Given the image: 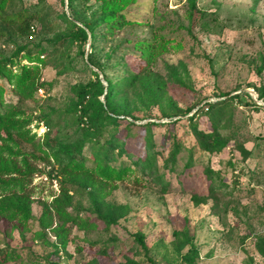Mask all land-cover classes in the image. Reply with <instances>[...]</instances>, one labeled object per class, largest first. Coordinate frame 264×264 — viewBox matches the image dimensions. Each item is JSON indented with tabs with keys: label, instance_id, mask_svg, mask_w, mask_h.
Returning a JSON list of instances; mask_svg holds the SVG:
<instances>
[{
	"label": "rangeland",
	"instance_id": "obj_1",
	"mask_svg": "<svg viewBox=\"0 0 264 264\" xmlns=\"http://www.w3.org/2000/svg\"><path fill=\"white\" fill-rule=\"evenodd\" d=\"M195 1L205 16L190 27L187 0H134L126 8L133 22L95 44L92 58L111 77L121 72L120 66L137 70L143 64L137 41L157 35L168 42L153 67L165 91L160 103L148 104L130 93V115L118 116L117 137L126 153L111 164L130 169L113 181L96 173L88 179L84 173L62 174L49 152L41 149L45 134L57 141L56 147L73 138L76 97L71 86L94 79L90 46L86 42L81 53L78 43L69 39L70 26L62 16L65 12L73 18L67 4L17 0L12 8L7 6L5 12L40 10L44 23L33 22L31 37H18L0 20V61L18 47L32 50L40 45V62H29L22 53L19 62L37 64L36 80L46 85L31 97H20L0 78L3 100L12 105L9 119L28 120L20 132L0 131V164L12 161L20 171L12 168L0 178H24L21 193L30 202L28 230L5 233L0 218V250L19 255L3 264H35L31 258L58 264H184L180 254L188 244L178 247L183 234L198 248L193 264H264L254 246L256 237L264 234V100L258 98L261 90L264 93V0ZM87 4L93 10L98 1ZM245 93L257 105L230 101L218 127L226 134L229 130L220 128L225 122L237 125L238 138L250 155L242 159L233 140L220 153L202 151L186 117L207 101ZM176 111L180 114L171 118L179 120L163 116ZM149 121L158 123L152 126L155 162L142 170L134 162L144 160V124ZM197 121L198 128L211 130L206 116ZM173 141L180 145L174 164L169 162ZM83 152L85 166L91 167L89 145ZM207 166L211 182L204 172ZM59 228L66 229L64 236L56 234ZM36 231L53 245L36 237Z\"/></svg>",
	"mask_w": 264,
	"mask_h": 264
},
{
	"label": "trees",
	"instance_id": "obj_2",
	"mask_svg": "<svg viewBox=\"0 0 264 264\" xmlns=\"http://www.w3.org/2000/svg\"><path fill=\"white\" fill-rule=\"evenodd\" d=\"M14 1L16 2L17 0H0V20L5 28L11 29L18 37H28L34 32L33 22L39 21L44 23V14H42L40 10L34 12L25 9H15L12 12H5L8 5L12 8ZM96 1H98L97 7L91 10L89 4H87L89 0H67L69 12L73 18H68L65 12L62 13V16L70 26L69 39L72 42L78 43L81 53L84 52V47L89 35L91 53L88 55V62L101 71L106 85L100 80L98 73L91 69L90 72L94 76L93 80L86 83L73 84L71 88L76 97L72 106L75 116L74 119L76 121L73 138H70L71 140L63 147H56L57 141L49 139L47 134H45L42 142L44 146L40 148L44 152H49L48 154L51 155L50 157L54 160L59 172L62 174H69L74 177L77 173H84V178L88 179V177L96 173L107 181H113L121 179L122 172L130 169L129 167L111 164L112 161L117 160L122 154L126 153L124 142L117 137L118 116L123 114L130 115L131 108L128 103L130 93L133 95V98L135 96H138L140 99L144 98L148 104L154 105L160 103L165 91L160 85L159 77L157 72L153 70V67L157 57L165 51L168 42L161 40L157 35H153L149 39L145 38L137 41L136 48L139 51V57L143 61V64L137 70H132L127 65L120 66L122 68L121 72L113 73L111 77L107 76L103 66L99 62L93 60L91 54L95 50V44L99 39L103 37L106 38L114 34L115 31L122 29L125 25L133 22L128 17L126 8L134 3V0ZM61 2L63 4L64 0H61ZM187 4L188 10L186 17L191 27L192 25L194 26L196 21L203 19L205 13L196 7L195 0H187ZM87 10H89V12H87ZM75 21H78L80 24H77ZM54 45H56V42H54L52 46ZM25 49L26 46L18 47L13 54L0 61V78H5L7 82L11 84L15 94L20 97H31L38 87H45L46 84L36 80L37 64H20L19 62L20 53H22L29 62H40V45H36L32 50L26 49V52L24 51ZM84 66L87 67V64H84ZM113 68L115 67H111V69L115 71ZM258 72H260V69ZM139 87L142 88L141 93L138 90ZM226 94L227 93H223L220 96ZM2 95L3 86L0 84V131H22L24 126L28 123V120L9 119L8 113L12 105H8L4 102ZM100 95H103L104 101H101L99 98ZM258 98L264 100L263 90L260 91ZM232 100L244 104L257 105L247 93L243 95L233 94L226 98L205 102L193 111L191 115L187 116L186 119L196 139L197 145L202 151L207 153H220L222 149L227 146L228 142L233 140L234 145L242 155V159H245L250 155V151L243 146L242 141L238 138V126L228 120L220 127L221 129L229 130L226 134L222 133L218 127L221 113L223 114V110ZM177 114H180V112L176 111L172 114L163 113V116L169 117L170 121H175L179 120V118L172 120L171 116ZM201 116L207 117L211 126L209 132L198 128L197 120H199ZM131 124H133V122H131ZM157 124L158 123L154 121H149L144 124L146 129L144 136L146 154L143 158L144 160L134 162L139 164L142 170L154 167L155 158L152 150L154 134L152 126ZM105 132L108 133L107 137L103 136ZM172 143L169 162L174 164V157L179 151L180 145L176 141ZM86 145H89L92 155L91 167L85 166L88 158L83 150ZM48 154L46 153V155ZM12 168L15 172L18 171L17 165L12 161H10L9 166L0 164V174L9 173L10 169L13 170ZM204 172L206 177L210 180L212 177L211 167L207 166ZM18 173H20V171H18ZM23 181L24 178H12L10 180L0 178V218L4 223V231L5 233L8 232V234L10 233L9 231L13 229H16L20 233L28 230L26 224L30 217V202L28 195L21 193V191H23ZM211 181L212 180H210V182ZM11 187L13 190L15 187H18L17 191L19 193H15L12 190L11 194H4L8 192ZM209 189L214 191L212 183ZM64 195H66V193ZM60 211L65 214L63 208H61ZM12 221L15 223L10 224ZM73 221L76 222L78 219L74 218ZM83 224H86V228L93 227V224L90 223ZM65 233L66 229L63 228H59L56 232L57 235L61 234L63 236ZM35 234L38 238L42 237L47 245H53L43 238L44 234L40 231H36ZM137 238L143 243L142 234H138ZM61 244L64 246V242H61ZM186 244H188V248L184 253L180 254L181 259L184 264H193L197 257L198 248L192 243L187 234H183V239L180 240L178 247L182 248ZM254 246L256 251L264 256V234L256 237ZM18 256L19 255H17L14 250L7 248L2 249L0 250V264H3L7 260L15 259ZM35 258L39 257L35 256ZM29 260V262L35 264H58L57 262L50 261L49 258L43 260L39 259L40 261L37 262L34 261V258Z\"/></svg>",
	"mask_w": 264,
	"mask_h": 264
},
{
	"label": "water",
	"instance_id": "obj_3",
	"mask_svg": "<svg viewBox=\"0 0 264 264\" xmlns=\"http://www.w3.org/2000/svg\"><path fill=\"white\" fill-rule=\"evenodd\" d=\"M64 4H67V0H64ZM77 24H80L78 21H75ZM89 34V33H88ZM89 42H90V38H89V35H88V39H87V45L89 46ZM97 73H98V76L100 78V80L106 85V81L103 79V76H102V73L95 67H93L92 65H90ZM246 91H250V90H247ZM251 92V91H250ZM101 101H104L103 100V95H102V99Z\"/></svg>",
	"mask_w": 264,
	"mask_h": 264
},
{
	"label": "built area",
	"instance_id": "obj_4",
	"mask_svg": "<svg viewBox=\"0 0 264 264\" xmlns=\"http://www.w3.org/2000/svg\"><path fill=\"white\" fill-rule=\"evenodd\" d=\"M32 30H33V28H32ZM29 37H31V35H29Z\"/></svg>",
	"mask_w": 264,
	"mask_h": 264
}]
</instances>
